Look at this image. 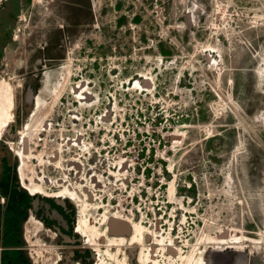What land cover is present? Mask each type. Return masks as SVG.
Wrapping results in <instances>:
<instances>
[{"label": "rangeland", "instance_id": "rangeland-1", "mask_svg": "<svg viewBox=\"0 0 264 264\" xmlns=\"http://www.w3.org/2000/svg\"><path fill=\"white\" fill-rule=\"evenodd\" d=\"M19 1L0 13V84L17 90V129L29 124L25 185L88 196L80 214L98 234L113 216L130 224L129 239L141 225L139 241L112 249L119 261L133 248L138 264H197L225 230L264 248V0H95L96 19L67 27V45L50 34L60 49L45 53L55 54L48 88L34 81L38 109L25 91L45 64L32 40L46 4ZM66 11L89 21L86 9ZM116 17L130 20L120 29Z\"/></svg>", "mask_w": 264, "mask_h": 264}, {"label": "flooded vegetation", "instance_id": "flooded-vegetation-1", "mask_svg": "<svg viewBox=\"0 0 264 264\" xmlns=\"http://www.w3.org/2000/svg\"><path fill=\"white\" fill-rule=\"evenodd\" d=\"M19 2L23 5L25 0ZM9 3L10 0H0V13L7 9ZM117 3V0L114 2L107 0L104 6L114 8ZM153 4L148 6L151 7ZM156 11L158 10H154ZM135 18L136 16L132 18L130 25ZM126 19L129 18L116 17L120 29ZM136 21L138 22L137 18ZM9 22L11 23V20ZM7 30L9 28L5 31ZM18 31L21 29L19 28ZM147 81L137 80L136 85L145 88L150 85ZM79 87L80 84L75 85L74 90L78 92L81 88L84 89ZM89 94V91L85 94L87 99L90 97ZM36 100L35 107L38 108L41 103L37 104L38 98ZM15 121L17 123L14 119L0 132V136L3 135V132L12 124L9 129L10 142L0 143L2 145L0 149V264H106L102 258L106 251L103 253L102 247L100 248L103 242L90 243L88 233L81 229L82 216L79 215L81 211L77 200L70 196H62V193H48L43 189L45 193L37 192L40 189L35 190L25 185L33 183H29L28 179L25 181L21 176V168L25 160L22 162L18 150L27 152L29 147L30 153L32 140L21 134L28 129V123L24 128L17 129ZM175 138L177 137L171 139L175 140ZM29 153L23 154L28 157ZM37 250H42V253ZM131 251L132 257L129 264H138L136 250L132 248Z\"/></svg>", "mask_w": 264, "mask_h": 264}, {"label": "water", "instance_id": "water-1", "mask_svg": "<svg viewBox=\"0 0 264 264\" xmlns=\"http://www.w3.org/2000/svg\"><path fill=\"white\" fill-rule=\"evenodd\" d=\"M72 2V3H70ZM41 3L46 4V11L43 17L40 18V20L37 22V26L33 27L37 33H35L37 36L32 40L35 45L38 46L39 50L44 51L45 58L42 60L41 64L43 68H35L33 71H31L30 74L34 75L36 79H33L30 84L26 85V91H25V102L26 104H32L34 101L36 103V99L38 98L37 95L34 93L33 85L34 81L36 83L39 82L41 84L42 88H45V86H48V83L51 80V74L49 67L46 68V66H49L51 64V60H53V57H55V54L53 53L51 57L47 58V53L49 48H52L54 52H56V49H60V43L50 42V34L53 30H58L61 32V35L63 36V42L65 45H67L72 37L70 36L67 31V27H72L71 24H75L78 27H86L87 25H90L93 23L90 21V19H96L97 14H95V0H43ZM69 3V4H68ZM67 9L69 10H75V11H82V9H86L89 13V21H87V18L85 21H72L67 20V16L69 15L67 13ZM89 9V10H88ZM70 13V12H69ZM70 16V15H69ZM51 20V21H50ZM71 22V23H70ZM43 24V25H42ZM45 29V30H43ZM44 32H43V31ZM32 45V43H27L28 49H26L25 55H28L29 53V47ZM36 52V49L33 50ZM29 56V55H28ZM41 79L39 80V78ZM47 84V85H46ZM17 95V90H16ZM34 103V105H35ZM12 125V124H11ZM10 125V126H11ZM7 129H9V127ZM5 130L8 132L9 130ZM130 224L127 221L118 219L116 217H111L108 220L107 224V233L110 237H119V236H129V226ZM119 229H117V228ZM115 228V229H114ZM117 229L118 232H115ZM237 234L232 231H223L219 234L218 239H226L229 237V235ZM238 235V234H237ZM241 237V236H240ZM102 242H104V238H101ZM247 241L248 239H244L243 241ZM241 242L240 245H212L204 251V254L202 256V264H264V248H255L252 245H246L244 242ZM249 242V241H248ZM130 254H132V251H130ZM175 254V253H174ZM173 254V255H174ZM131 257V255H130Z\"/></svg>", "mask_w": 264, "mask_h": 264}, {"label": "bare ground", "instance_id": "bare-ground-1", "mask_svg": "<svg viewBox=\"0 0 264 264\" xmlns=\"http://www.w3.org/2000/svg\"><path fill=\"white\" fill-rule=\"evenodd\" d=\"M42 1V0H41ZM19 87V86H18ZM17 87V88H18ZM0 89H1V91L3 90V92H2V94L0 93V121L2 122L3 121V123L1 124L2 126H1V128H0V131L2 130V127L3 126H5V125H7V124H9V123H11V122H13L14 121V119H15V116H14V111H15V108H16V89H15V87H14V85H13V87H11L10 88V86L8 85V84H6V83H1L0 84ZM58 91L59 90H57V93H58ZM43 92V91H42ZM45 92V91H44ZM43 92V93H44ZM56 93V94H57ZM48 96V95H47ZM41 103V99L38 97V103L37 104H40ZM35 106H37V105H35ZM41 106H39V108H40ZM34 109H38L37 107H35ZM31 117V116H30ZM34 117V116H33ZM32 117V118H33ZM31 118V119H32ZM28 126H29V124H28ZM25 132V131H24ZM27 132V131H26ZM21 134H23V133H21ZM24 134H26V133H24ZM23 137H25V135L23 136ZM27 143H28V139H27ZM18 153L20 154V157H21V159H22V162H24V160H25V157H27V156H24V154H28L29 153V147H28V149H27V152H22L21 151V149L20 150H18ZM24 153V154H23ZM30 154V153H29ZM68 182V181H67ZM35 190H37V189H35ZM75 191V190H74ZM37 192H42V193H45L43 190H37ZM61 192V191H60ZM63 192V191H62ZM52 194H54V193H52ZM59 194V193H58ZM62 196H70L72 199H74V200H77L78 201V205L80 206V208L82 209V210H80V211H82V214H83V211H86V209H89V208H91V204L89 203V199H88V196H87V198L85 197V200H80V198L78 197V194H76V192H70L68 189H66V191L65 192H63L62 194H61ZM50 196H52V195H50ZM94 207V206H93ZM94 209V208H93ZM81 213V212H80ZM79 215H81V214H79ZM82 216V215H81ZM80 216V217H81ZM105 216V215H104ZM120 218V217H119ZM107 219H108V217H107ZM105 220H106V218H105ZM125 220V219H124ZM104 222V221H103ZM79 224V223H78ZM80 224H81V229H82V231H83V229H84V231L86 232V233H88V236H89V238H90V243H92V244H94V242L95 243H97L98 241H97V236L98 237H100V238H104V237H106L107 236V228L105 227V231L104 232H102V234H101V232H100V234H98V232H97V229L92 225V223H91V219L90 218H85L84 216H82L81 217V219H80ZM78 227H79V225H78ZM132 227V226H131ZM117 228V227H116ZM115 229V228H114ZM79 231V230H78ZM132 231H133V238H130L129 239V237H119V238H117V237H110V239H108V242H107V246H106V252H105V254L104 255H106L107 254V256H109L112 260H114V261H116L117 262V264H129L127 261H126V258H124V259H122V261H119V259L117 258V254L115 253H113L112 252V249L115 247H117V248H120V246L123 244V243H125V242H129L130 243V241L131 242H134L135 243V241H139L140 240V238H141V235H142V232H143V227L141 226V225H138V226H133V228H132ZM37 232V231H36ZM81 233H83V232H81ZM85 233V234H86ZM231 235H229V237H227L226 239H216V238H213V239H211V240H209V244H212V245H222V246H225V245H240L241 244V242L243 241V238H241L240 236L238 237V236H232V233H230ZM234 235H236V234H234ZM87 236V237H88ZM219 236V235H218ZM217 236V238H219ZM232 236V237H231ZM86 237V238H87ZM109 237V236H108ZM107 239V238H106ZM245 241V240H244ZM142 242H143V240H142ZM154 243V242H153ZM156 243V242H155ZM98 244V243H97ZM128 244V243H127ZM138 244H140V243H138ZM103 245V244H102ZM101 245V246H102ZM129 245V244H128ZM130 245H132V244H130ZM129 245V246H130ZM101 246H100V248H101ZM123 246V245H122ZM97 247H98V245H97ZM94 248V247H93ZM122 248V247H121ZM131 248V247H130ZM174 245L172 244V243H170L169 245H167V250L170 252V254H174V253H176V252H178V250L176 249V250H174ZM95 249V248H94ZM142 249H144V248H142ZM118 251H119V249H118ZM148 251V250H147ZM146 251V252H147ZM100 252V251H99ZM163 252V251H162ZM101 254V253H100ZM122 254V253H121ZM202 254V253H201ZM203 254H204V251H203ZM125 255V254H124ZM123 255V256H124ZM143 255H144V253H143ZM146 255V254H145ZM168 256H170V255H168ZM203 256V255H202ZM202 256L197 260V264H202L203 262H202ZM153 255H149V257H148V259H149V261L148 260H146V258H145V260L146 261H148L149 262V264H151L152 262H154L153 261ZM103 258V257H102ZM183 258V257H182ZM105 259V258H104ZM101 260V259H100ZM106 262V261H105ZM147 263V262H146ZM100 264H102V263H100ZM113 264V263H112Z\"/></svg>", "mask_w": 264, "mask_h": 264}, {"label": "crops", "instance_id": "crops-1", "mask_svg": "<svg viewBox=\"0 0 264 264\" xmlns=\"http://www.w3.org/2000/svg\"><path fill=\"white\" fill-rule=\"evenodd\" d=\"M53 2H54V0H52ZM75 1V0H74ZM70 3H72V2H70ZM69 4V3H68Z\"/></svg>", "mask_w": 264, "mask_h": 264}]
</instances>
